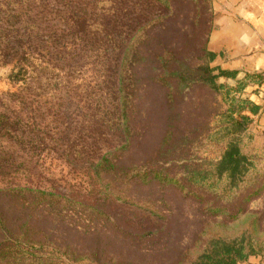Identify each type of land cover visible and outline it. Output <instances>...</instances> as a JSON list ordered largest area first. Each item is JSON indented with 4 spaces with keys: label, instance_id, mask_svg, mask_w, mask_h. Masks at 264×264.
<instances>
[{
    "label": "rangeland",
    "instance_id": "rangeland-1",
    "mask_svg": "<svg viewBox=\"0 0 264 264\" xmlns=\"http://www.w3.org/2000/svg\"><path fill=\"white\" fill-rule=\"evenodd\" d=\"M204 2L212 20L209 37L213 0ZM1 9L0 31L10 33V37L0 38V43L25 44L28 74L25 81L13 84L9 76L14 66L0 67V115L6 116L11 125L10 133L0 132V211L22 223L30 220V211L1 193L16 188L59 192L68 198L86 197L89 202L103 204L108 181L98 179L93 164L111 148L125 144L117 117L121 102L119 75L128 42L139 41L145 23L149 26L157 22L154 20L167 19L174 10L180 15L170 21L174 29L188 30L184 5L168 6L158 0H0ZM129 12H134L132 25ZM187 54L192 64L193 55L189 50ZM244 79L219 83L231 88L232 96L250 101L237 93ZM225 94L223 91L217 97L222 113L231 104L225 101ZM155 97L162 100V94ZM150 102L143 112L150 119L152 136L144 144V152H135L137 156L125 154V167L131 165L132 158L152 153L161 139L164 127L157 123L158 104L153 98ZM210 123L212 137L204 136L190 144L195 175L175 167L167 175L174 178L175 184L145 185L142 181L135 183V179L118 183V190L133 198L151 199L154 206L145 210L161 212L157 217L117 202L120 219L126 225L145 232L158 230L151 240L124 237L114 233L112 222L100 221L96 226L101 232L81 239L72 234L71 241L84 248L102 249L112 259L106 264H186L188 258L205 252L212 239L235 241L244 236L255 245L257 255L251 257L264 264V194L250 204L247 213L230 221L228 217L207 215V204L201 205L188 191L192 188L196 197L201 193L216 197L219 205L230 207L242 190L258 179L264 181V130L253 131L250 118L246 131L239 136L241 151L253 165L237 187H232L226 179H219L214 169L229 139L217 141L214 136L221 125L220 117ZM214 204L215 200L208 205ZM102 208L107 213L112 211L108 205ZM43 225L38 222L37 227L48 226ZM4 236L0 230V241Z\"/></svg>",
    "mask_w": 264,
    "mask_h": 264
},
{
    "label": "trees",
    "instance_id": "trees-1",
    "mask_svg": "<svg viewBox=\"0 0 264 264\" xmlns=\"http://www.w3.org/2000/svg\"><path fill=\"white\" fill-rule=\"evenodd\" d=\"M158 1L168 6L183 4L189 29H174L175 24L170 21L180 17L174 10L167 19L154 20L157 22H152L149 26V22L145 23L140 31L139 41L128 42L129 49L119 75L121 102L117 117L120 124L117 128L125 144L111 148L97 164H93V171L98 179L101 182L108 181L105 185L108 192L106 200L101 204L89 202L86 197L79 200L68 198L59 192L33 188L2 191L1 193L18 202L17 205L24 211H30L32 217L27 223H22L16 218L10 219L0 211V230L5 234L0 241V264L109 263L112 259L102 249L84 248L71 241L72 234L81 239L91 238L98 231L101 232L96 226L100 221L112 222L114 233L124 237L151 240L158 230L145 232L126 225L120 219L122 214L118 212L120 206H117V202L121 201L133 209L148 211L157 217L161 212H152L148 208L145 210L144 207L154 206L151 199L133 198L128 192L118 190V183L123 179H135V183L141 184L142 181L145 185L157 182L175 184L174 178L167 176L175 167H182L186 173L195 175L197 170L193 169L194 165L189 158L190 144L204 136L212 137L210 122L215 117L221 118V125L214 135L216 140L229 139L220 161L214 164L217 177L226 179L232 187H237L238 181L249 172L253 164L242 153L239 136L246 131L250 121L245 113L256 115L260 107L248 100L232 96L231 88L219 83L221 77L229 78L234 75L223 70L215 75V70L211 67L215 55L208 50L209 25L212 22L208 18L209 8L205 6L204 0ZM1 11L2 9L0 14ZM133 13H128L131 25L134 20ZM9 37L10 33L0 31V38ZM188 50L193 55L192 64ZM197 59L199 64L195 63ZM9 65L14 66L9 76L13 84L26 80L28 49L25 44L0 43V67ZM196 91L199 93L196 94ZM223 91L226 92L225 101L231 103L224 113L220 112L217 100ZM156 94H162V100H156ZM152 98L159 108L157 123L164 127L161 139L152 153L132 158L131 165L125 167V154L130 152L131 155H136L135 152H144V144L152 136L150 119L143 112L147 104H151ZM0 118V132L10 133L8 118L4 115H0ZM145 122L149 124L143 125ZM184 178L186 176L182 179ZM180 191L182 192L181 189ZM188 191L201 205L207 204V215L228 217L230 221H235L249 211L253 201L264 194V181L258 179L242 190L235 204L230 207L219 205L216 197L203 193L196 197L193 195L196 191L192 188ZM214 200L216 204L208 205ZM105 205L111 207L109 214L102 208ZM38 222L44 225L47 223L48 226L37 227ZM208 245L205 252L194 259L188 258L186 264H241L257 255L255 245L244 236L235 241L216 238Z\"/></svg>",
    "mask_w": 264,
    "mask_h": 264
},
{
    "label": "crops",
    "instance_id": "crops-1",
    "mask_svg": "<svg viewBox=\"0 0 264 264\" xmlns=\"http://www.w3.org/2000/svg\"><path fill=\"white\" fill-rule=\"evenodd\" d=\"M212 11L208 42V50L215 55L212 66L217 74L223 70L234 75L221 77L219 82L246 77L237 93L260 107L256 115L245 113L253 119L252 130L260 132L264 130V0H213ZM260 262L259 258L247 259L248 264Z\"/></svg>",
    "mask_w": 264,
    "mask_h": 264
}]
</instances>
